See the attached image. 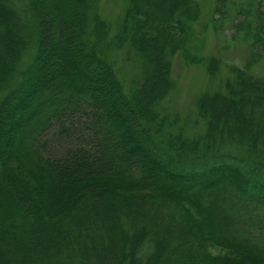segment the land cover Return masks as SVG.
<instances>
[{
    "label": "trees",
    "instance_id": "16d2710c",
    "mask_svg": "<svg viewBox=\"0 0 264 264\" xmlns=\"http://www.w3.org/2000/svg\"><path fill=\"white\" fill-rule=\"evenodd\" d=\"M123 2L0 0V264H264V0L194 137L161 102L174 55L219 72L201 5Z\"/></svg>",
    "mask_w": 264,
    "mask_h": 264
},
{
    "label": "rangeland",
    "instance_id": "374dc122",
    "mask_svg": "<svg viewBox=\"0 0 264 264\" xmlns=\"http://www.w3.org/2000/svg\"><path fill=\"white\" fill-rule=\"evenodd\" d=\"M96 1L100 14L110 20L115 19L124 5L123 0ZM196 1L202 8L201 17L196 22L198 33L203 38L201 53L205 56H218L220 68L218 74L210 78L202 64H186L179 53L172 58L174 88L161 102V108L175 122L173 127L182 128L187 137L199 135L204 130L196 114L195 100L198 94L205 89L220 87L222 80L228 76L227 66L240 65L247 57L248 43L244 40L243 33L237 31L235 24L243 18L242 8H247L248 3L256 4L258 0ZM212 17L218 19L216 23ZM252 71L264 76V60L254 65Z\"/></svg>",
    "mask_w": 264,
    "mask_h": 264
}]
</instances>
